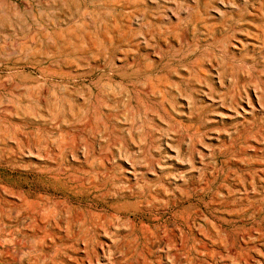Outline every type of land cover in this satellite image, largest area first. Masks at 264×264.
<instances>
[{"label": "rangeland", "instance_id": "1", "mask_svg": "<svg viewBox=\"0 0 264 264\" xmlns=\"http://www.w3.org/2000/svg\"><path fill=\"white\" fill-rule=\"evenodd\" d=\"M39 218L106 264H264V0H0V264H74Z\"/></svg>", "mask_w": 264, "mask_h": 264}, {"label": "bare ground", "instance_id": "2", "mask_svg": "<svg viewBox=\"0 0 264 264\" xmlns=\"http://www.w3.org/2000/svg\"><path fill=\"white\" fill-rule=\"evenodd\" d=\"M136 168L137 167L133 162H129V166H127V169L129 171L131 170L134 171L136 170ZM93 215L97 216L98 213L93 212ZM98 225L99 223H97L93 219H91L90 221L89 220L78 221L77 222L78 228L75 232H71V230L68 231L66 230V233L63 234L62 226L59 223L53 224L50 222V220L48 221V220H44V218H39L37 229L39 232L43 233V235L40 236L41 241H45L48 237H50V241L52 242V244L56 246L55 247L56 253L59 254L60 257H63L65 254L70 255L69 253L73 252L76 253V255H74L69 259L74 264H106L105 256L107 251H109L110 249V244L108 242H103L96 238L95 231L98 228ZM92 234H94V236ZM249 234H250V228H247L243 232L238 233L236 239L239 238V241L245 240V237ZM57 241H59V243ZM23 245L24 248L28 247L26 246V243H23ZM232 249L233 250L236 249L235 245L232 247ZM26 255H29V253L26 252Z\"/></svg>", "mask_w": 264, "mask_h": 264}]
</instances>
